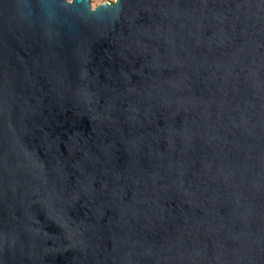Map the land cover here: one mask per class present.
I'll return each mask as SVG.
<instances>
[{"label": "water", "instance_id": "1", "mask_svg": "<svg viewBox=\"0 0 264 264\" xmlns=\"http://www.w3.org/2000/svg\"><path fill=\"white\" fill-rule=\"evenodd\" d=\"M0 264H264V0H0Z\"/></svg>", "mask_w": 264, "mask_h": 264}, {"label": "rangeland", "instance_id": "2", "mask_svg": "<svg viewBox=\"0 0 264 264\" xmlns=\"http://www.w3.org/2000/svg\"><path fill=\"white\" fill-rule=\"evenodd\" d=\"M93 8L97 7L98 5H101L103 3L107 2H115L116 0H91Z\"/></svg>", "mask_w": 264, "mask_h": 264}]
</instances>
